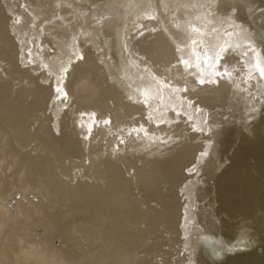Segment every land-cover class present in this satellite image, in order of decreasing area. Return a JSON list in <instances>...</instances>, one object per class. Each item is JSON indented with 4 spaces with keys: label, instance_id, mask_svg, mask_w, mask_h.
Masks as SVG:
<instances>
[{
    "label": "bare ground",
    "instance_id": "obj_1",
    "mask_svg": "<svg viewBox=\"0 0 264 264\" xmlns=\"http://www.w3.org/2000/svg\"><path fill=\"white\" fill-rule=\"evenodd\" d=\"M242 1L250 13L264 15V0ZM194 10L196 0H0V264H145L146 260L142 258L145 254H141L147 251L146 235L151 231V224L147 222L151 204L147 200L150 196L155 201L164 200L166 196L175 198V195L185 191H190V195L193 192L196 199L205 202L199 211L206 214V235L215 231V228L217 231L218 227L221 231V236L219 234L215 240L214 236H209L211 240L207 238L205 241L203 238L195 242V246H192L195 248L192 256L194 264H241L240 251L252 249L255 243L258 245L256 237L254 239L250 234L259 230L255 219L257 208L264 209V163L259 162L264 160V136H261L264 133V110L257 96L254 98L249 91L264 86V43L260 42L259 51L258 43L251 46L243 33L237 36L239 43L251 46V50L239 53L236 65L223 72L224 62L221 58L234 47L229 42L234 39V33L217 36L203 31L200 33L199 38L208 43L204 58L200 61V68L203 64L206 67L205 75L209 79L222 76L225 80L242 75L244 89L241 91L247 96V101L242 104L238 102L239 99L219 97L218 100L221 98L223 101L213 103L218 102L222 111H209L210 114H207L211 117L214 116L211 113H218L223 120V117L238 119L241 126L236 127L238 129H234V132L230 131L233 132L228 137L230 139L219 142L221 148L215 152L217 157L207 162L191 155L180 164L181 167L175 169L171 164L173 168L169 170V157H163L170 156L172 149H176L178 140L174 134L179 137V133L173 131L178 129L177 126H183L180 123L186 119L180 116H190L196 112L194 115L198 116L200 108L204 106L194 111L193 105H190L188 113L181 115L169 108L168 98L158 100L169 85L163 75L174 78L173 71L167 68L169 60L177 61L182 53L191 59L194 57L193 52L197 51L195 41L191 44L182 42L186 33L178 38L174 36L189 22L190 19L186 18ZM256 21H260V18ZM239 28L243 29L241 26ZM146 30L156 31L158 40L150 51L145 48L140 51L145 58L130 56L131 51L135 52L141 47L143 39L138 34ZM144 52H148L149 56H145ZM123 55L125 59L121 57ZM112 63L122 70L123 76L115 74ZM98 64L108 67L107 75L120 78L124 85L119 88L132 98L131 101L128 99L129 104H118L120 114L131 116L138 110L135 102H140L150 115L148 131L154 134L151 133L150 139H146L149 136L146 133L145 139L149 142L144 141V150L137 154L120 156L111 146L109 153L101 152L96 145L102 129L95 127L99 131L97 133L101 132L98 137L94 133L97 143L90 141L92 137L88 136L90 131L93 133L94 126L102 122L100 110L67 102L69 84L72 85L70 94L77 95L80 100L95 99L91 96L94 89L90 93L86 90L90 86L87 80L94 74L97 77L102 67H98ZM157 65L167 69L165 74ZM180 66L177 64L176 70ZM92 70H95L94 74ZM211 72L213 75L210 77L208 74ZM77 74L83 79L72 82L71 79ZM187 95V103L192 104L200 96L192 91ZM248 105L253 106L255 111H247L245 107ZM194 115L190 118H194ZM209 115L206 117L209 118ZM211 118L205 121L211 122ZM254 122H257V126L262 122V125L250 131L249 123ZM231 123L235 124V120ZM224 126L227 128L228 125ZM224 126L220 130L224 131ZM224 133L225 137L230 134ZM204 135H192L190 138L198 146L204 141ZM190 138H187L189 142ZM155 142L157 145H154ZM94 144L96 147L92 146ZM191 147L193 145L185 148V152H189ZM247 147L249 154L254 153L250 154L252 160L259 161L249 164L250 160L247 165L246 160L244 165L248 167L242 169L239 163H243ZM240 149L243 152H239L242 151ZM236 150L241 155L244 153L243 157ZM236 153V161L239 155L242 157L241 162H237L239 168L236 164L229 168L228 165H232L231 158L236 157ZM192 158L194 161H191ZM162 182H168L172 187L175 185L176 191L157 192L158 184ZM153 184H157L158 188L151 194ZM177 185L180 187L177 188ZM15 192L21 195L14 213L8 203ZM168 202L171 205L174 201ZM63 207L66 209L63 210ZM221 214L224 217L217 225L216 220ZM24 224V229L16 231ZM39 228L43 229L40 237L45 239L35 241ZM170 232L171 237L169 234V237H165L173 240L172 243L174 238L179 241L183 236L178 228L173 227ZM58 234L61 244L53 242ZM231 242L236 243L233 250L228 245Z\"/></svg>",
    "mask_w": 264,
    "mask_h": 264
},
{
    "label": "rangeland",
    "instance_id": "obj_2",
    "mask_svg": "<svg viewBox=\"0 0 264 264\" xmlns=\"http://www.w3.org/2000/svg\"><path fill=\"white\" fill-rule=\"evenodd\" d=\"M229 1H233V2L230 3ZM246 2H247V0H246ZM183 5H185L187 7L186 3H184ZM192 17H194V18H192ZM257 18H260V21H256ZM186 19H190V20H188L189 22L186 21L187 22L186 25H184L181 29H179V31L176 32L174 34V36H176V38H178L180 35H183L186 33V37L182 38V42L188 41V44H191L195 41L194 46H196L197 51L195 53L193 52L194 57L191 59L186 57L185 54L182 53L180 56L177 57V61L175 59L169 60L170 62L167 63V68H169V70L173 71L174 78L172 76L171 77L167 76V74L163 75V77L165 79H167V82H169V85L165 89V91L162 92L161 97L158 100L164 101L166 98H168L170 100L169 108L180 112L181 115L188 113L187 109L190 108L189 107L190 105H193L192 109L194 108L193 109L194 111H196L198 107H201V105L204 104V106L200 108V110L198 112L199 113L198 116L194 115V114H197V112L193 114L194 118H190V117H193L192 114L190 116L188 114L186 116H183V117L180 116L181 119L182 118H186V119L185 120L182 119L184 122L180 123L183 126H177L178 129H177V127L175 128L177 130L173 129V130H175V131H173L174 133H176V132L179 133L178 134L179 137L173 133L176 140H178V144L175 146L176 149L174 151H173L174 148L172 149L170 156H163L166 158L169 157V161L167 163L169 170L171 168H173L172 166H174L175 169H177L178 167H181L180 164H183L184 160H188L191 155H193L194 158L200 157V160H203L205 162H207L211 158L217 157L215 152L219 151L221 148L219 142H221V141L224 142V140L226 138L230 139L228 137H231V135H232L231 133H233L235 131L234 129L240 128L239 126H241V122L239 120V122H240L239 123L238 119H234L235 124H237V123L240 124V125L238 124V126H236L235 124L231 123V122H234V120H232V119L230 120V119H226V117H223L226 120H230V122H227L225 119L223 120L220 116H218V113L222 109V106H219L218 102H215L216 104L213 102L217 101L219 97H226L229 99H236V100L239 99L238 102H240L241 104L244 103L245 101H247V96H245L243 94V92L241 91V89H244V80L242 79L243 78L242 75H235L230 80H225L222 76H219V77L215 76L212 79H209V77H207L204 73V68H206L204 66V64L202 66V69L200 68V61H202V59L204 58V52H205V50H207L206 48L208 46L207 42H205L199 38L200 33L203 31V33H212V35H214V36L224 35L226 33H234V39L229 41L230 44H232L234 47H231L221 58L222 61L224 62L223 63V72H226L227 70H229L230 66H233V64L236 65L237 55L239 53H242V52L248 53V51L251 50L250 48H251V46L254 45V43L255 44L258 43L257 48L260 51L259 44L264 43V40H263V37H264V15H262V13L260 14L258 12L250 13L247 5L245 6L243 4L242 0H196V10H194L193 14L189 18H186ZM192 24H194V25H192ZM239 26H241L243 29H240ZM146 31L147 32L142 31L138 34V37L143 39L142 43H141V47L135 49V52H134V50H133V52L131 51L130 56L136 55L135 57L139 56V58H145V57H142L143 54L140 51L141 50L144 51L143 50L144 48H145V50L150 51V48L152 47L154 42H156L158 40L159 37H158L156 31H154V32L149 31V30H146ZM148 32H149V34H148ZM242 33H243V36L246 37L247 40L250 42V44H251L250 47H246L243 44L239 43L237 36H240ZM210 44H211V42H210ZM144 54H146L145 56H149L148 52H144ZM126 56H128V54H126ZM121 57H124V59H125V55H123ZM198 62H199V66H198ZM177 64H180L181 66H180V68H178L176 70ZM123 65H121V66H123ZM99 66L100 67L102 66L103 68L101 67L99 69V72H97V74H96L97 77L94 74L95 70H92L94 75H93V77H91V79L87 80L88 86L89 85L90 86L87 87L88 90H86V91H88L90 93L92 88H93L96 92L94 90H92L91 96L95 97V99L94 98H93L94 100L87 99V100H83L84 101L83 102L82 100H80L81 98L77 97V95L74 96V94H70V92H72V87H71L72 85L69 84L68 89H67V102L68 103L71 102V103L81 104V105H89L91 107H97L100 110V113L102 115V122L99 124V126L98 125L94 126V129L96 130L95 127H98V128L100 127L99 129H102V130H100L102 132V134L100 132L102 139H101V137H98V135H100L99 133H97V132H99L98 130L94 131V129H93V133L91 131L88 133L89 138L92 137L90 139V141L93 140L96 143L98 142V141H96L97 140L96 136L94 137V133L97 134V137L99 138L98 139L99 145L94 144V145H92L93 147L99 146L100 151L103 153L105 152L104 154L109 153V151H111L110 150L111 147H112L111 149L112 150L115 149V152L117 153V155H120V156H124V154H126L125 156L131 155L134 153L137 154L138 152H141L142 150H144L143 146H142V144H144V141L149 142V140L147 141L146 139H148V138L150 139L151 133H152V135L154 134L152 131H148V129H149V116L150 115L147 113V110H145L143 104L140 102H137V103L135 102V107L138 109L135 112L136 114L133 113L129 117L124 115L123 113L120 114V112L118 111V104L119 105H120V103L129 104L130 103L129 101H131L132 98L130 99L128 94L123 93L121 91V89L119 88V86L124 85L123 81L120 78L116 77V75H113V76L107 75L106 74V73H108V67L107 66H105V65L103 66V64H100V65L98 64V67ZM105 67H107V68H105ZM112 68L115 70V74H117L118 76H123L122 70H119L118 67L113 63H112ZM157 68H159L158 65H157ZM101 69L102 70L105 69V70H107V72L104 73V70L102 71ZM84 70H85V68L82 69V72ZM159 70L161 72H163V74H165V70H167V69L164 66H161L159 68ZM100 72H101V74H100ZM84 73H85V71L82 74H84ZM190 75H192V76H190ZM211 75H213L212 72L208 74V76H210V77H211ZM76 76H78V77H76ZM109 77H112V79L111 78L109 79ZM77 78H79V79H77ZM81 79H83V77L79 76L77 74V75H75V78L73 77L71 80H72V82H74V81L76 82V80H81ZM117 84H118V86H117ZM94 87H96V89ZM101 89H103V90L101 91ZM115 90H118V91H115ZM263 90H264V86L261 88L255 87L252 89V91L250 89L251 92L249 91V94L252 95L254 98L257 96L256 99L260 103L262 110H264V94H263L264 92H263ZM189 91H192V92L200 95L198 97V99L195 102H193V104L191 102L187 103L188 102V99H187L188 95L187 94ZM254 92L256 94H259L260 96L256 95V94L253 95ZM97 93H99V94H97ZM124 95H125V97H124ZM115 96H117L118 98L117 97L115 98ZM137 96L138 95H136V97ZM213 97H215V100H213L214 99ZM128 99H130V100L128 101ZM209 99H210V101H209ZM219 100L223 101V99H221V98ZM113 102H114V104H113ZM102 105H103V107H102ZM214 105H217V107ZM136 108H134V109H136ZM245 109L247 111H249L250 113L255 111L253 106H250V105L246 106ZM209 111L218 112V113H216V114L211 113V115H214V116H211L212 117L211 118L209 115L210 114ZM113 113H115V114H113ZM207 113H209V114H207ZM117 115H118V117H117ZM178 115H180V114H178ZM208 115H209V118L206 117ZM215 116H217L216 119H214ZM115 117L118 119H116ZM205 117L207 119L211 118V122H209L210 120L205 121V120H207V119L204 120ZM188 118L194 119V120H190ZM196 118H198L200 120L203 119V121H200L198 119L196 120ZM218 119H220V120H218ZM182 120L181 121L179 120V122H182ZM189 121H191L192 123L190 124ZM197 121L199 122V124ZM220 121L221 122L226 121V123H224V122L223 123H224V125L225 124L228 125L227 128H229V130H227L226 126H224L223 123H221ZM206 122L209 123V124L207 123V125L210 128H208V126L206 125ZM220 123H221V126L219 125ZM180 124H178V125H180ZM229 124H233L234 126L233 125L229 126ZM256 124H257V122H256ZM256 124H255V122L249 123L250 131L258 129L259 128L258 126H261L262 122L258 126ZM101 126H102V128H101ZM219 126H220V128H222L224 126V128H226L225 130H227V131H225V130L223 131L222 129L220 130V128H218ZM230 127H232V129ZM236 127H238V128H236ZM165 131H167V130H165ZM230 131H233V132H230ZM224 132H228V134L230 133L229 136L226 133L227 137H225ZM146 133L149 134L148 137H146L148 135ZM216 133H218L220 136L223 133V135L221 137H219V135ZM144 134H146V135H144ZM159 134H160V132H159ZM203 134H205L204 135L205 136L204 141L201 144H199L198 146H195V143L190 138V136H192V135H195V136L196 135H203ZM216 136H218V137L216 138ZM261 136L263 137L264 133ZM145 137H146V139H145ZM188 137L190 138V142L187 139ZM206 137H207V139H206ZM211 137H213V138H211ZM101 140H103V141H101ZM107 141L112 142V143L109 144V143H107ZM227 144H229V142L226 143L225 145H227ZM154 145H157V142H155ZM189 145H193V147L188 149L189 152H185V148H187ZM258 146H259V144H258ZM182 147H184V151L182 150ZM244 148H246V147H244ZM231 149H233V148H231ZM247 149H248V147H247ZM247 149L245 150L247 152H244V153L245 154L247 153L245 156L248 158L245 159V156H244V158H242L244 153H242L243 155H241L239 153V152H243L242 149H240L242 151L238 150L239 152L236 150V152L238 154H240L242 157H240V155H239V160L236 161L238 159L237 158L238 154L236 153V157L232 156L233 160H234V158H236V159L233 161L231 158V164L232 165L236 164V166H237L238 163L241 162V160H240L241 158L243 160L242 161L243 163H239L240 168L243 167L242 169H244V168L248 167V166H246V164L244 165V161L246 162V160H247V162H246L247 165L252 164L253 163L252 161H254V159L252 160L250 154H254V153L250 152V154H249V152H248L249 149L248 150ZM252 150L255 151L256 149H252ZM234 155H235V152H234ZM254 156L255 155H253V158H254ZM194 158H192L191 161H194ZM250 160H251V162L248 164V162ZM257 161H259V160H257ZM257 161L255 160L254 162H257ZM232 162H235V163H232ZM259 162L264 163V160L263 161L260 160ZM171 164H172V166H171ZM232 165L229 164L228 167L232 168L235 166V165H233V166ZM176 173L181 174L179 172H176ZM242 179H243V177H242ZM162 183L158 184L159 188H158L157 184H153L154 187H153V185H151V188L153 187L151 189V191H152L151 194L155 193L156 188H158V189H156L157 192H159L158 190H160V192H162V191L163 192H170L172 190H173V192L176 191L175 185L172 187V184H168V182H167V184H166V182H165V184L164 183L162 184ZM160 185H161V188H160ZM44 186H46V185H44ZM178 186L179 185H177V188H178ZM185 192H186V196L183 197V195H185ZM185 192L179 193L178 196L175 195V198H174V196L173 197L172 196L171 197L166 196V197H164V200L162 199L161 201H157V200L155 201V199H153L152 196H150L149 199L147 200L148 204L149 205L151 204L149 206L150 208L148 210V216H150V217H148V219H147V222L149 224H151L150 225L151 231L149 232L150 234L148 233L146 235V239H147L146 242L147 243L145 244V247H146L147 251H145V247L143 248V251H145L147 254L143 253V252L141 254V256L143 254H145L142 257V258H145V259H143V261L146 260V261H144L145 264H194L195 259L192 256L195 253V248L194 247L192 248V246L193 245L195 246V242L198 240H201L203 238H204L203 240L207 241L208 239L211 240L212 238L215 237L214 238V240H215L216 238L221 236V233H219V232H221L220 227L217 228L218 232L216 231V228H215V231L214 230L210 231V233H209L210 235L209 234H208V236L206 235L207 234L206 230H204V227L207 226V224L205 223L206 214H203L199 211V207L205 205V202L199 201L198 199H196L194 196L195 194H193V192H191V195L189 194L190 191L189 192L185 191ZM187 195L190 196L191 199L193 196V199L191 200V199H189V197L186 198ZM182 197L184 198L183 200H181ZM172 199H174V200H172ZM175 199L176 200L178 199V200L175 201ZM185 199H187L188 201L187 200L185 201ZM168 201H174L173 203L171 202V205L173 206V208ZM155 202H157V203H155ZM190 202H192V203H190ZM168 203H169V205H168ZM174 203H176V204H174ZM151 206H153V207H151ZM166 207H170V209L169 208H168L169 210L164 209ZM175 207H176V210H175ZM179 208H180V210H179ZM62 209L65 210L66 207L65 208L63 207ZM165 210L167 211L166 213L169 214V215L167 214L168 216L166 215ZM175 211H177V212H175ZM183 211H184V213H182ZM172 212H174V213H172ZM256 212H257L256 213L257 218H255V219H257L256 220V227L259 228V230H257L258 232H256L255 234H250V235L253 236L254 239L256 237L255 241L258 242V245H257V243H255L256 245H254L252 249L250 248L249 250H246L245 252L240 251V253H242L241 254V264H255V263L256 264H264V232H263L264 231V224H263L264 216L262 217V215H264V209H260V208L258 209L257 208ZM259 214H260V216H259ZM173 216L175 217V219H173L174 218ZM223 217H224V215L221 214L220 216H218V219L216 220L217 222L214 221V223L216 222V224L218 225L221 222V219H223ZM172 219H173V221H172ZM200 219H202V220L200 221ZM258 219L260 220V222ZM218 220H220V221H218ZM166 222L168 224H166ZM174 222H176V225H174L175 224ZM198 222H200V223H198ZM153 223H154V225H153ZM258 223H260V224H258ZM160 224H162V226L160 227V229L157 232V229L160 226ZM187 224H189V225H187ZM170 225L171 226L173 225V226L170 227ZM179 225H180V227H179ZM165 226H167V227H165ZM176 226H178V227H176ZM188 226H190V227H188ZM173 227L176 229L178 228V231H181L180 233L183 232V236L180 237L181 239H179V241L177 240V238H174L175 241L172 243L173 240L170 241L166 237H169V235L171 237L170 230L172 231ZM18 229L19 228H17L16 231H18V232L21 231ZM215 232L217 234H214ZM184 233H185V237H184ZM158 236H160L161 238ZM209 236L210 237L212 236V238L210 239ZM155 237H157V239ZM185 238L188 240L186 241ZM164 239H166L167 241ZM191 240H192V242L194 241L193 244H192ZM154 241H155V243H154ZM177 241L180 244H181L180 241H182V244L181 245L178 244ZM59 242L60 243H58V244L62 243L61 240H59ZM184 242H185V244H184ZM187 242L189 244L191 243V246ZM235 244L236 243H233V242L228 244L231 246V247L229 246L231 250L234 249ZM260 244H262V245L260 246ZM67 246H69V245L67 244ZM182 246H183V249L181 248ZM186 248H187V250H185ZM188 249L190 251H188ZM227 249H229V248H227ZM230 249H229V251H231ZM191 250H192V252L193 251L194 252L192 253ZM131 251L134 252V248H132ZM253 251H255V252H253ZM189 256H190V258L188 259L187 257H189ZM253 257L256 259H254Z\"/></svg>",
    "mask_w": 264,
    "mask_h": 264
},
{
    "label": "water",
    "instance_id": "obj_3",
    "mask_svg": "<svg viewBox=\"0 0 264 264\" xmlns=\"http://www.w3.org/2000/svg\"><path fill=\"white\" fill-rule=\"evenodd\" d=\"M15 9H17V8H15ZM20 195H21L20 192H16L15 195H14V197H13V199H12V201H11L10 203H8V206L13 207V211H14V213H15L16 210H17V208H16L15 206H16V202H17V200L20 199ZM13 205H14V206H13ZM14 207H15V208H14ZM24 227H25V224H24V226H23L22 228H19L18 230H22V229H24ZM42 231H43L42 228H39V229H38V234H37V236H36L35 241H41V240H44V239H45V238H43V237H40V235L42 234ZM59 237H60V236H59V234H58L56 240L54 241L55 243H60V242H59ZM62 247H67V246L62 245Z\"/></svg>",
    "mask_w": 264,
    "mask_h": 264
}]
</instances>
